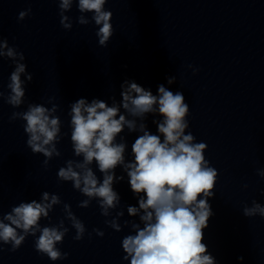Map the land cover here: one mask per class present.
<instances>
[{
	"label": "clouds",
	"instance_id": "obj_1",
	"mask_svg": "<svg viewBox=\"0 0 264 264\" xmlns=\"http://www.w3.org/2000/svg\"><path fill=\"white\" fill-rule=\"evenodd\" d=\"M54 2L58 3L60 24L66 30L73 25L65 13L74 3L81 13L77 17L79 24H89L84 14L92 13L91 20L98 26V43L107 46L114 32L113 14L105 10L108 0ZM30 13L31 8L22 10L17 19L23 21ZM3 58L13 62L14 70L7 84L9 92L5 95L0 91V99L13 108H20L25 102L26 81L31 82L33 75L27 72L23 52L0 37V59ZM198 71L193 68L194 75ZM166 79L168 85L176 82L175 76ZM120 88L121 100L118 103L112 97L111 106L96 98L91 102L80 98L69 105L70 140L74 156L82 159L67 160L58 170V180L71 182L73 188L86 197L78 207L88 208L91 201L96 200L101 215L109 217L121 203L114 184L125 178L117 176L115 170L120 167L126 173L130 189L138 200V207L127 206V213L139 218V223L124 221V226H130L134 232L122 239L123 259L130 264H217L203 239L204 229L214 215L209 200L215 197L219 173L204 155L208 145L196 142L190 131L186 134L190 110L185 96L181 91H170L164 84L158 85L157 94H153L133 80H125ZM53 99L48 100L50 108L29 103L26 111H14L9 117L10 122L17 119L25 122L26 144L33 154L45 157V168L53 157L61 156L57 144L66 135L61 134L62 122L56 115L59 106L52 102ZM148 114L161 117L152 121L157 134L148 130L145 123ZM125 128L129 133H139L131 145V160L125 158L128 144L121 136ZM97 170L102 180L97 176ZM257 175L264 178V169H257ZM61 203L59 195L45 191L39 202L35 199L22 201L9 212L0 214V245H10V251L14 252L28 236H32L39 254L46 255L51 261L67 259L69 254L57 247L69 232L65 219L75 229L73 239L76 241L84 238L87 229L67 203L63 204L64 219L51 224L50 213ZM242 211L245 217H264V205L256 200L251 206L245 204ZM122 216L124 211H118L115 217L106 219L105 224L120 232L119 218ZM42 219H48L49 225L41 226ZM93 231L98 236L104 235L99 229ZM237 259L242 261L244 257Z\"/></svg>",
	"mask_w": 264,
	"mask_h": 264
}]
</instances>
